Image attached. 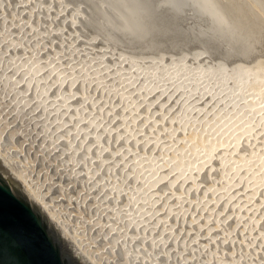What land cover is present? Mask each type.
<instances>
[{
  "label": "rangeland",
  "instance_id": "374dc122",
  "mask_svg": "<svg viewBox=\"0 0 264 264\" xmlns=\"http://www.w3.org/2000/svg\"><path fill=\"white\" fill-rule=\"evenodd\" d=\"M127 1L140 17L139 33L132 26L127 29L135 32L134 38L112 22L116 6H122L118 0H0V136L4 147L12 150L21 170L100 264H264V182L256 180L250 193L246 174L244 183L232 182L223 196L212 193L224 178L215 155L207 156L203 169H191L189 179L184 170L177 176L170 168L161 170L162 177L153 182L155 202L144 208V213L151 212L141 219L137 231L126 220L119 222L110 215L117 208L127 209L126 196L107 194L115 183L137 194L141 184L135 188L129 180L131 159L146 157L148 166L160 158L159 147L164 143L182 148L181 132L186 128L205 131L222 109L230 116L244 96L251 98L247 97L253 102L252 110L260 104L264 109V74L260 84L248 76L241 82L230 77L235 63L253 66V59L255 65L264 61L263 0H256L255 5L248 0H210L211 8L198 7L195 0ZM36 60L43 69L35 73L39 83L35 91L33 86H24L28 77L20 83L19 66ZM99 63L108 68L95 78L93 69ZM116 69L124 70V77L116 75ZM155 73L156 83L152 80ZM203 82L206 87L202 88ZM111 88H118L117 94H111ZM38 91L45 93L36 102L33 94ZM60 101L65 107L60 108ZM47 104L53 107L44 112ZM84 118L92 120V129ZM255 122L262 121L251 125ZM231 125L228 122L221 134ZM259 125L251 134L247 128L234 142L231 156L235 160L252 151L261 153L264 124ZM83 128L89 136L81 133L80 137L74 130ZM70 144L74 151L68 150ZM87 147L92 149L88 158ZM5 167L0 159V173L20 187ZM208 249L214 253L208 255Z\"/></svg>",
  "mask_w": 264,
  "mask_h": 264
},
{
  "label": "bare ground",
  "instance_id": "6f19581e",
  "mask_svg": "<svg viewBox=\"0 0 264 264\" xmlns=\"http://www.w3.org/2000/svg\"><path fill=\"white\" fill-rule=\"evenodd\" d=\"M120 3H122V6L121 7H118L116 6V9L117 11H115V18L113 19L114 21V24L119 28V29H122V31H125L127 32L128 30V27L129 26H132L135 31H137L138 33L140 32V29H138V27L140 28V26H138V22H139V16H138V13L133 11L131 9V7L129 6L130 3H128L127 0H118ZM137 1V0H136ZM135 1V3H136ZM189 1V0H188ZM237 1V0H236ZM243 1V0H241ZM249 2L251 3H255L256 0H248ZM262 1V0H261ZM264 1V0H263ZM262 1V3L264 4V2ZM184 2H186L184 0ZM195 2L197 3L198 7H201V8H205L203 7V5H209V8L210 7V0H195ZM259 2V0H258ZM134 3V2H132ZM142 3V2H141ZM190 3V2H189ZM192 3V2H191ZM240 3V2H239ZM238 3V5H239ZM242 3V2H241ZM240 3V4H241ZM244 3V2H243ZM137 4V3H136ZM245 4V3H244ZM243 4V5H244ZM257 4V3H256ZM114 5V4H113ZM139 5V4H138ZM242 5V4H241ZM252 5V4H251ZM255 5V4H254ZM260 5V4H259ZM133 6V5H132ZM262 6V4H261ZM118 7V8H117ZM245 7V6H244ZM258 7V6H257ZM263 9H264V6H262ZM109 8V6H108ZM190 8V7H189ZM194 8V7H193ZM252 8V7H251ZM254 8V7H253ZM252 8V9H253ZM256 8V7H255ZM115 9V10H116ZM134 9V8H133ZM251 9V10H252ZM259 9V8H258ZM135 10V9H134ZM197 10V9H196ZM206 10V9H205ZM200 11V10H199ZM210 11V9L208 10ZM258 11V10H257ZM264 11V10H263ZM114 12V11H113ZM149 12V11H146V13ZM140 13V12H139ZM145 13V15H146ZM149 14V13H148ZM199 14V13H198ZM212 14V13H211ZM260 14V13H259ZM141 15V13H140ZM210 15V14H209ZM212 16V15H211ZM210 16V17H211ZM251 16V15H250ZM105 17V16H104ZM107 17H109L107 15ZM149 18V16H147ZM214 18V17H213ZM264 18V17H263ZM109 18H107L108 20ZM212 19V17H211ZM111 20V19H109ZM146 21V20H145ZM111 22V24H112ZM110 24V25H111ZM113 24V25H114ZM215 24V23H214ZM144 26L146 27V24L142 25V28H144ZM116 28V27H115ZM153 29V28H152ZM147 30V29H146ZM145 31V30H144ZM153 32V31H152ZM131 35V38H134V36L136 35L134 31H131L130 32H127ZM146 33V32H145ZM125 34V33H124ZM135 34V35H134ZM261 48V47H260ZM262 49V48H261ZM264 50V49H263ZM257 55H260V54H257ZM256 55V56H257ZM261 57V56H260ZM260 59L257 58V62L259 61ZM238 61V60H237ZM254 64L253 66H249V65H246V64H243V61L241 62L242 64H240V62L238 63L239 66H237V63H235V65L233 66H236L234 68H232L231 71V79L233 82H241L242 80H244L247 76L249 78V80H251L253 83H257V84H260L261 83V79L263 77V74H264V61H261L259 62L258 64L255 65V61L254 60ZM23 62V61H22ZM42 62V61H41ZM133 62V61H131ZM26 63H22L21 66L19 67H22L20 68V72L22 75H20L19 77L22 78L20 81V83L23 82V79L28 77V79L30 80H25L26 83L24 86H27L30 88V86H33V89L36 91L37 87L39 86V83H38V77L35 75V73L37 74V72L39 71L38 69L41 68V70L43 69V65L40 64L39 60H36L35 62L33 61L32 64H30L29 66L26 67L25 65ZM100 64V63H99ZM134 64V63H133ZM249 64V62H248ZM98 65V64H97ZM104 67L101 68V64H100V67L99 68H94L93 69V76H98L99 73L103 72L104 71V68L107 66H105V64L103 65ZM26 67V68H25ZM46 67V66H45ZM131 67V66H129ZM128 67V68H129ZM133 68L135 66H132ZM131 67V68H132ZM222 68V66H220ZM232 67V66H231ZM230 67V68H231ZM108 68V67H106ZM111 68V67H110ZM127 68V69H128ZM54 69V68H53ZM38 70V71H37ZM113 70V69H112ZM115 70V69H114ZM113 70V71H114ZM131 70V69H130ZM135 71V69H133ZM19 71V69H18ZM55 71V70H54ZM57 71H58V68H57ZM55 71V72H57ZM124 71V70H123ZM123 71H121L120 69H116V75H119L120 77H124V73ZM54 72V73H55ZM59 72V71H58ZM115 72V71H114ZM126 72V70H125ZM130 72V71H129ZM129 72L127 71V75L129 74ZM18 73V72H17ZM28 74V75H24V74ZM133 73V71H132ZM152 74V73H151ZM154 74V73H153ZM152 74V75H153ZM57 75V73H56ZM26 76V77H25ZM52 76V75H51ZM61 75H57V77H59ZM71 77V75H69ZM169 76V75H168ZM55 76V78H57ZM69 77V78H70ZM91 77V76H90ZM50 78V77H47V79ZM154 79L153 82L156 83V80L159 79L158 78V74L153 76ZM27 79V78H26ZM119 79V78H118ZM1 80V79H0ZM2 80H4V78H2ZM52 80V79H51ZM92 80V79H91ZM94 80V79H93ZM19 82V81H18ZM52 82V81H51ZM19 83V84H20ZM28 83V84H27ZM24 84V83H23ZM175 84V82H174ZM206 82H203L201 86L202 88L203 87H206ZM205 85V86H204ZM256 85V84H255ZM22 86V85H21ZM23 88V87H22ZM260 88V87H259ZM139 89V88H138ZM117 90L118 88H111V91H109L111 94H117ZM204 90V89H203ZM142 93L143 90H141ZM161 93H164L166 92L165 90H161L160 91ZM45 92L44 91H41V92H34L33 94V98H34V101L38 102L41 100L42 98V94H44ZM63 93V92H62ZM68 93V92H67ZM30 94V93H29ZM139 94V93H138ZM59 98H63L64 97V94L62 95H58ZM248 97V96H247ZM246 96H244V98L242 99V101L237 105L235 106L234 105V109H232L234 111V113H231L233 112L232 110H230V116L228 115L227 117V114L226 113H223L225 112L224 110L225 109H222L223 112L222 114L220 113L219 115L217 114V118L216 120H214L215 122H211L208 123L210 125H207L205 126V131L203 132H200V133H197V132H194L192 131L191 129H185L184 132L180 133L182 134L179 135V137H183V142H185V145L181 147H179V145H177V147H172L169 143L168 147L166 143H164L165 145H161L159 147V150H160V158L159 159H156V160H152L148 163V166H146L147 164V161L148 159L146 157H142V156H137L136 158L134 159H131L133 160V163L131 165V173L129 174V180L132 184H138L140 183L141 184V188L140 190L137 192V194H132L131 192H127L121 184L118 185L117 183H115L113 185V187L111 185L112 188L109 189V186L108 189V193L111 192L115 197L114 198H119L123 195L126 196L127 198V203L125 204V208H127L126 210H124V212L128 213L127 215H125L124 212H122V208L119 210L121 211H118V208H117V211L114 210V212H111L110 215L113 214V217L112 218H115L116 221H123V220H126L127 221V224L129 223L130 226L129 227H132L133 230L135 229L137 231V227L140 228L139 224L140 222H142V218H144V215L150 213L151 211H148L146 213H144V208H146V206L150 203V202H155V198H154V194L152 193L153 192V182L155 179H158L160 177H162V172L161 170H163L164 168H170L173 175L181 172L182 170H184V175H186L188 177V179L190 178V176L192 175V172L191 169L193 170L194 168L195 169H203V165L204 163L207 162V156L209 154H212V155H215L214 157H217L216 160L219 161L218 165L219 167L221 168V173L224 175H221L223 176L224 178L222 179L221 181V186L219 185V187H217L218 189H216V191H212V193L214 194H219V196H223L224 195V192H228L227 190V186L228 185H231L232 182L234 181H241L244 183V181H248L249 183V187L250 188V193L253 192L256 188V180H258L257 182H264V144L262 145L263 146V149L261 151V153H259L258 151L254 152L252 151L253 149L252 148H248L249 152L252 151L251 154H249V156H244L243 158L241 157H238L239 159L238 160H235L233 157L235 156H231L232 154H235L234 150L236 149V147L233 149V144L236 140L240 139L243 134L245 133V131L247 130V128H250L248 130V134H251V130L254 129V126L258 125V124H261L259 126H263L262 124L263 121H264V110L260 104V106L254 104L255 107L253 108H256L255 110H252V108L250 107V105L253 103L252 101L248 100ZM251 99V98H249ZM176 100V99H175ZM61 104H60V108H63L65 107L64 106V101H60ZM145 102V101H144ZM147 102V100H146ZM145 102V103H146ZM50 103V102H49ZM53 103V102H52ZM51 104V103H50ZM59 104V103H58ZM48 105V104H47ZM52 105V104H51ZM51 105H48L47 108L45 107V111L46 112L47 110H49L50 107H53ZM56 106V104H54ZM67 105V104H66ZM70 105V104H69ZM72 105V104H71ZM258 106V107H257ZM44 107V106H43ZM232 107V106H231ZM68 106L66 107V110ZM69 108H72L69 106ZM75 108V106H74ZM230 108V107H229ZM228 108V109H229ZM233 108V107H232ZM249 109H251L253 112H250ZM53 110V109H52ZM221 112V111H219ZM216 111V113H219ZM229 112V110H228ZM227 112V113H228ZM148 113V112H147ZM215 116V115H214ZM76 118V117H75ZM74 118V119H75ZM86 118V117H85ZM84 118V120H85ZM214 118V119H215ZM81 119V118H80ZM90 118L86 119L85 121L88 123L86 124V126L88 125L91 129H92V120H89ZM177 119V118H175ZM174 119V120H175ZM255 120H261L262 122L259 123V122H255L251 125L252 122H254ZM177 122L181 123L180 122V119L178 118L177 119ZM217 122V123H216ZM231 124L232 122V125H231V128L229 129L228 127V130L225 131L227 132L226 134H221L223 132V129L226 127V125L228 124ZM77 123V122H76ZM176 123V121H175ZM75 125V124H74ZM85 126V127H86ZM180 126V129H181V125L179 124ZM255 126V127H256ZM88 128V130L90 129ZM85 130H77V129H74L77 134H83L84 136H89L86 128H83ZM263 129V128H262ZM208 130V131H207ZM225 130V129H224ZM80 133H79V132ZM90 131V130H89ZM181 131V130H180ZM93 132V131H92ZM213 132H215V134H213ZM10 135V132L8 133ZM94 134V133H93ZM1 135V134H0ZM57 135V134H56ZM210 135V136H208ZM228 137V143H225L226 141L225 140V137ZM2 136V135H1ZM0 136V159L3 161V163L5 164V168L7 169H10L12 175H13V178L20 184V189L21 191H23L24 195L32 202V204H34L35 206H37L42 212L43 214L48 218L52 228H55L56 230H58V232L62 235V237L64 238V240L69 243L71 245V247H73V251L74 253H77L76 256H80L82 261H83V264H100L98 262V259L96 260L95 257L92 255V253L88 250V248L86 247V245L81 241V239H79L78 235L74 232V230L72 229L70 223H68V221L58 212L56 206H54L51 202V200H49L48 197H46L43 192L37 187V186H34V184H32V182L29 180L28 176L25 174V172L23 170H21V167L18 165V160H14L13 156L11 155H14V154H11L12 150L10 151V149H7L6 147H4L5 145H3V139L2 137ZM63 136V135H61ZM60 136V137H61ZM253 136V135H252ZM10 137V136H9ZM66 137L67 134H66ZM65 137V138H66ZM81 137V135H80ZM226 137V138H227ZM251 137V136H250ZM264 137V136H263ZM262 137V138H263ZM254 138V137H252ZM261 138V139H262ZM78 139V138H77ZM257 139V138H256ZM255 139V140H256ZM260 139V140H261ZM66 140V139H65ZM170 140V139H169ZM260 140H259V143H260ZM182 141V140H181ZM250 141V140H249ZM263 141H264V138H263ZM12 143V142H11ZM82 143V142H81ZM80 141H79V144H81ZM253 143L254 142V139H253ZM262 143V141H261ZM260 143V144H261ZM264 143V142H263ZM249 144V143H248ZM252 144V143H251ZM154 145L156 146V144L154 143ZM159 145V144H158ZM257 145V144H256ZM255 145V146H256ZM11 146V145H10ZM83 146V145H82ZM151 146V145H150ZM153 146V145H152ZM262 146L260 147L259 150H261ZM249 147H252V146H249ZM9 148V147H8ZM68 148V147H67ZM86 148V147H85ZM157 148V147H156ZM254 148V147H253ZM256 148V147H255ZM89 147H87V149L85 150V156L88 158L89 154L91 153L92 149L91 150H88ZM257 149V148H256ZM68 150L71 152V150H75L74 148V145L73 144H70L69 145V148ZM215 151H218V154L214 153ZM234 151V152H233ZM248 152V153H249ZM84 154V153H83ZM82 154V156H83ZM186 154H188L187 156H185ZM82 156H81V160H82ZM85 158V157H84ZM86 158V160H87ZM233 159V160H232ZM84 161V160H83ZM129 161V160H128ZM225 161V162H224ZM229 161V162H228ZM227 162V164H226ZM208 163V162H207ZM226 165H225V164ZM130 164V163H129ZM207 165V164H206ZM212 165V164H211ZM205 168V167H204ZM23 169V168H22ZM141 169H143V172H141ZM148 171H147V170ZM239 169L241 170L242 169V173H239ZM146 170V172H145ZM160 171H161V174H160ZM186 171V172H185ZM216 171V169H215ZM203 172V171H202ZM140 173L141 175L143 176H138V177H135V174H138ZM220 173V172H219ZM247 174V177H244V175ZM172 175V177H173ZM4 177V176H3ZM118 177V176H117ZM243 177H244V181H243ZM5 178V177H4ZM6 179V178H5ZM7 180V179H6ZM118 180V179H117ZM136 180V181H135ZM260 180V181H259ZM128 181V179H127ZM166 181V180H165ZM167 182V181H166ZM169 182V180H168ZM183 183V182H182ZM220 183V182H219ZM131 184V186H132ZM139 184V185H140ZM180 184V183H179ZM241 184V183H239ZM139 185L135 186L138 187ZM127 186V185H126ZM181 186V184H180ZM183 186V185H182ZM263 186V185H262ZM134 188V186H132ZM124 188V189H123ZM128 188V186H127ZM129 189V188H128ZM107 190V189H106ZM105 190V191H106ZM151 192V193H150ZM182 192V191H181ZM103 194V193H102ZM112 194H110L111 196H113ZM231 194V193H230ZM104 196V195H103ZM102 196V197H103ZM124 196V197H125ZM123 197V199H124ZM225 197V196H224ZM223 197V198H224ZM113 198V197H111ZM120 203V202H119ZM162 205V204H161ZM165 205V204H164ZM174 205V204H173ZM119 206V205H118ZM121 206H122V203H121ZM122 206V207H123ZM258 208V207H257ZM114 209V208H113ZM175 209V208H173ZM129 210V211H127ZM109 211V210H108ZM112 211V209H111ZM124 214V216H123ZM119 217V218H118ZM240 217H242L241 215L239 216V221H240ZM111 218V219H112ZM146 218V217H145ZM152 218V215L151 216H148V222L151 220ZM238 218V217H237ZM156 220V219H155ZM238 221V223H239ZM124 224V223H123ZM126 224V225H127ZM146 224V223H145ZM110 225V223H109ZM112 225V224H111ZM114 225V224H113ZM142 226V225H141ZM147 227V225H145ZM109 227H114V226H109ZM109 229H112V228H109ZM101 230V229H100ZM115 231H117L116 229H114ZM112 230V231H114ZM135 231V232H136ZM142 231V230H141ZM118 232V231H117ZM103 233V232H102ZM105 233V232H104ZM103 233V234H104ZM140 233L137 232V234ZM102 234V236H103ZM106 234V233H105ZM146 234V233H145ZM147 236V235H146ZM163 235L161 234V237ZM143 238V237H142ZM148 239V238H147ZM144 240V239H143ZM149 240V239H148ZM175 240V239H174ZM101 241V240H100ZM113 241V240H112ZM141 241V240H140ZM177 241V240H175ZM136 253V252H135ZM210 253H214V250L212 249H208L207 251V254L210 255ZM130 255V254H129ZM184 256V255H183ZM182 257V256H181ZM180 259V258H179ZM220 262V261H219ZM103 264V263H102ZM151 264V263H150ZM219 264H222L219 263Z\"/></svg>",
  "mask_w": 264,
  "mask_h": 264
},
{
  "label": "water",
  "instance_id": "95a60500",
  "mask_svg": "<svg viewBox=\"0 0 264 264\" xmlns=\"http://www.w3.org/2000/svg\"><path fill=\"white\" fill-rule=\"evenodd\" d=\"M0 264H83L43 212L1 173Z\"/></svg>",
  "mask_w": 264,
  "mask_h": 264
}]
</instances>
